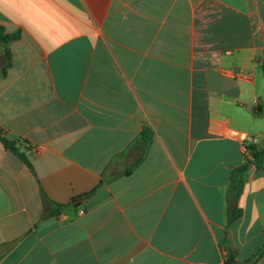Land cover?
Returning <instances> with one entry per match:
<instances>
[{
    "label": "crops",
    "instance_id": "1",
    "mask_svg": "<svg viewBox=\"0 0 264 264\" xmlns=\"http://www.w3.org/2000/svg\"><path fill=\"white\" fill-rule=\"evenodd\" d=\"M0 29L19 35L0 44V135L31 166L0 141V264H248L264 248L253 165L229 223L246 164L232 133L264 149V0H0ZM45 199L82 202L46 216Z\"/></svg>",
    "mask_w": 264,
    "mask_h": 264
},
{
    "label": "trees",
    "instance_id": "2",
    "mask_svg": "<svg viewBox=\"0 0 264 264\" xmlns=\"http://www.w3.org/2000/svg\"><path fill=\"white\" fill-rule=\"evenodd\" d=\"M19 38L18 34L12 35H4L3 31L0 29V44H7L9 41L17 40ZM6 60L9 61V53L6 48L4 51ZM262 71H264V67H262ZM150 131L147 129L142 130L140 137L135 141L134 144L137 145L136 148V157L133 163L130 165L126 171L123 172L124 176L130 175L131 172L141 163L143 160L146 151L148 149L150 143ZM0 141L3 143L6 149L17 155L22 162H24L28 167H31L26 157L19 153L18 148H16L15 143L8 142L0 135ZM133 151V148L129 149ZM245 159L246 164L243 167L236 169L232 173L231 184H230V203H231V213L229 216V223L237 220L242 215V210L237 208V200L241 192L242 185L244 183L245 173L247 172L250 165H253L257 171H264V149L257 148L253 143L249 144L246 147L245 151ZM45 215L50 214H59L65 211L67 208L71 207L68 203L66 205H59L50 200L45 199ZM264 255V248L259 250L252 258L246 261L248 264H254L256 259ZM223 264H235L233 253L229 252L228 255H224V263Z\"/></svg>",
    "mask_w": 264,
    "mask_h": 264
},
{
    "label": "built area",
    "instance_id": "3",
    "mask_svg": "<svg viewBox=\"0 0 264 264\" xmlns=\"http://www.w3.org/2000/svg\"><path fill=\"white\" fill-rule=\"evenodd\" d=\"M232 135L235 136V137H238V138L243 142L244 151H246V147H247L249 144L255 142L254 138L246 137V136H243V137H242L238 132H233Z\"/></svg>",
    "mask_w": 264,
    "mask_h": 264
},
{
    "label": "water",
    "instance_id": "4",
    "mask_svg": "<svg viewBox=\"0 0 264 264\" xmlns=\"http://www.w3.org/2000/svg\"><path fill=\"white\" fill-rule=\"evenodd\" d=\"M82 202V199H75L71 202L72 207H78L80 203Z\"/></svg>",
    "mask_w": 264,
    "mask_h": 264
}]
</instances>
